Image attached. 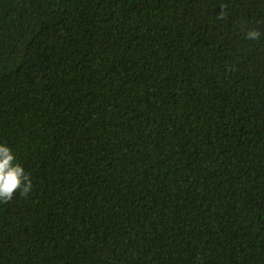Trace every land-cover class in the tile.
I'll use <instances>...</instances> for the list:
<instances>
[{"label": "trees", "instance_id": "trees-1", "mask_svg": "<svg viewBox=\"0 0 264 264\" xmlns=\"http://www.w3.org/2000/svg\"><path fill=\"white\" fill-rule=\"evenodd\" d=\"M0 145V264H264V0H0Z\"/></svg>", "mask_w": 264, "mask_h": 264}, {"label": "clouds", "instance_id": "clouds-1", "mask_svg": "<svg viewBox=\"0 0 264 264\" xmlns=\"http://www.w3.org/2000/svg\"><path fill=\"white\" fill-rule=\"evenodd\" d=\"M225 8V5H221L222 12L218 19L225 18ZM261 36V31L257 29H249L244 32V37L248 40H259ZM15 160L16 157L11 149L0 145V202H9L17 192L21 196H27L32 190L30 174Z\"/></svg>", "mask_w": 264, "mask_h": 264}]
</instances>
